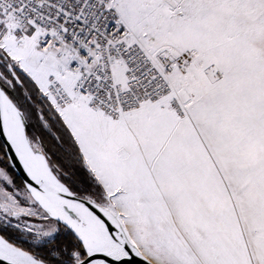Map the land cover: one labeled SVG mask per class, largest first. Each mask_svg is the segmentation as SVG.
Wrapping results in <instances>:
<instances>
[{"label":"snow or ice","instance_id":"obj_1","mask_svg":"<svg viewBox=\"0 0 264 264\" xmlns=\"http://www.w3.org/2000/svg\"><path fill=\"white\" fill-rule=\"evenodd\" d=\"M0 264H264V0H0Z\"/></svg>","mask_w":264,"mask_h":264}]
</instances>
